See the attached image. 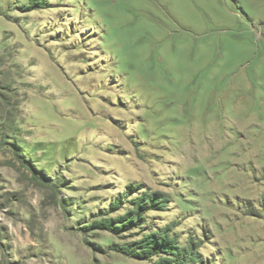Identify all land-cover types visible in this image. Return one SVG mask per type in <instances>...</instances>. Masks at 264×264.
Listing matches in <instances>:
<instances>
[{
	"label": "rangeland",
	"instance_id": "1",
	"mask_svg": "<svg viewBox=\"0 0 264 264\" xmlns=\"http://www.w3.org/2000/svg\"><path fill=\"white\" fill-rule=\"evenodd\" d=\"M163 230L264 264V0H0V264H154L115 250Z\"/></svg>",
	"mask_w": 264,
	"mask_h": 264
},
{
	"label": "trees",
	"instance_id": "2",
	"mask_svg": "<svg viewBox=\"0 0 264 264\" xmlns=\"http://www.w3.org/2000/svg\"><path fill=\"white\" fill-rule=\"evenodd\" d=\"M36 7L32 6L31 9ZM148 203L151 205L150 207H156L155 202L149 201L144 197L141 199L140 204H135L134 208L127 211L123 216L116 219L103 220L94 225L98 229H104L114 234H119L123 229L140 228V222L143 220L142 210L148 207ZM119 204L114 203L112 207L118 208ZM174 243L176 244L175 239L166 230H163L143 236L140 241L118 248L115 252L137 260H149L155 257L157 261L154 264H199L195 257L196 250L193 249V245H196L194 242L190 241L188 248L176 247Z\"/></svg>",
	"mask_w": 264,
	"mask_h": 264
}]
</instances>
